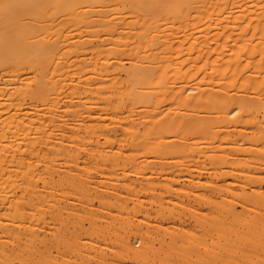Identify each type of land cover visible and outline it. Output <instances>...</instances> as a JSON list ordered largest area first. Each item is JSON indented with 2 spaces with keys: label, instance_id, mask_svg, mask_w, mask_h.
I'll return each mask as SVG.
<instances>
[{
  "label": "bare ground",
  "instance_id": "6f19581e",
  "mask_svg": "<svg viewBox=\"0 0 264 264\" xmlns=\"http://www.w3.org/2000/svg\"><path fill=\"white\" fill-rule=\"evenodd\" d=\"M0 264H264V0H0Z\"/></svg>",
  "mask_w": 264,
  "mask_h": 264
},
{
  "label": "rangeland",
  "instance_id": "374dc122",
  "mask_svg": "<svg viewBox=\"0 0 264 264\" xmlns=\"http://www.w3.org/2000/svg\"><path fill=\"white\" fill-rule=\"evenodd\" d=\"M94 176H95V175H94ZM96 207H98V205H96ZM138 218H139V217H138ZM138 218H137V217H133V218H132L131 222H133V225H134V223H136V224L138 223V224H139L138 220L142 219V217H140V219H138ZM133 219H134V220H133ZM137 219H138V220H137ZM136 220H137V222H136ZM68 221H69V224H68V225L70 226V224H71L70 229H72L73 226H72V223H71V222L73 221V218H70ZM134 221H135V222H134ZM136 224H135L134 226H136ZM87 226H88V225L86 224L85 227H87ZM54 253H57V252L54 251Z\"/></svg>",
  "mask_w": 264,
  "mask_h": 264
}]
</instances>
